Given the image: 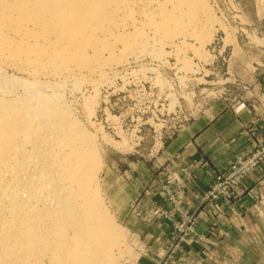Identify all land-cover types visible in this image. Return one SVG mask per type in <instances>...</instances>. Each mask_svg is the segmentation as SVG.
<instances>
[{
	"label": "bare ground",
	"instance_id": "1",
	"mask_svg": "<svg viewBox=\"0 0 264 264\" xmlns=\"http://www.w3.org/2000/svg\"><path fill=\"white\" fill-rule=\"evenodd\" d=\"M213 12L209 0H0V264L127 262L97 90L127 71L163 84L169 59L195 74Z\"/></svg>",
	"mask_w": 264,
	"mask_h": 264
},
{
	"label": "rangeland",
	"instance_id": "2",
	"mask_svg": "<svg viewBox=\"0 0 264 264\" xmlns=\"http://www.w3.org/2000/svg\"><path fill=\"white\" fill-rule=\"evenodd\" d=\"M263 1L209 0L217 24L208 58L192 61L195 74L178 73L169 59L153 63L163 84L127 71L126 81L98 88L93 121L106 197L127 236L124 264H264ZM226 113L239 120L236 149L201 188L181 154ZM199 154L210 161V152Z\"/></svg>",
	"mask_w": 264,
	"mask_h": 264
},
{
	"label": "crops",
	"instance_id": "3",
	"mask_svg": "<svg viewBox=\"0 0 264 264\" xmlns=\"http://www.w3.org/2000/svg\"><path fill=\"white\" fill-rule=\"evenodd\" d=\"M238 122V119H234V117L228 115V113L220 116L210 124V127H206L199 135L196 134L193 138L194 143L181 154L184 160L188 159L187 162L181 160L184 161L183 164L187 165L186 170L189 176L193 177L197 186L206 188L210 184L214 174L228 165L232 157L231 154L236 149L237 145V136L235 135L240 129ZM174 144L176 147L175 151L181 149L179 139L176 140ZM207 151L210 152V161L197 158L201 156L199 153L204 152L206 154ZM175 154H177V152ZM193 162L197 164L193 165ZM148 263L155 264L151 261Z\"/></svg>",
	"mask_w": 264,
	"mask_h": 264
}]
</instances>
